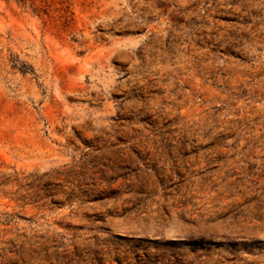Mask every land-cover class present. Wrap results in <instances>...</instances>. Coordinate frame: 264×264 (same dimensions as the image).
I'll return each instance as SVG.
<instances>
[{
	"label": "rangeland",
	"instance_id": "374dc122",
	"mask_svg": "<svg viewBox=\"0 0 264 264\" xmlns=\"http://www.w3.org/2000/svg\"><path fill=\"white\" fill-rule=\"evenodd\" d=\"M0 264H264V0H0Z\"/></svg>",
	"mask_w": 264,
	"mask_h": 264
}]
</instances>
